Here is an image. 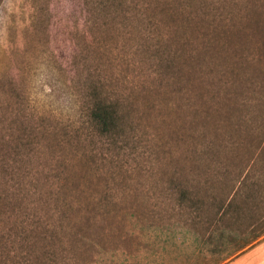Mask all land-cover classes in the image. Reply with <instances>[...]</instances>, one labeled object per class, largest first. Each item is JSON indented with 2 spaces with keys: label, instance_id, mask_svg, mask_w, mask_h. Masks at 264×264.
Returning a JSON list of instances; mask_svg holds the SVG:
<instances>
[{
  "label": "rangeland",
  "instance_id": "1",
  "mask_svg": "<svg viewBox=\"0 0 264 264\" xmlns=\"http://www.w3.org/2000/svg\"><path fill=\"white\" fill-rule=\"evenodd\" d=\"M262 228L264 0H0V264H237L264 233L221 230Z\"/></svg>",
  "mask_w": 264,
  "mask_h": 264
},
{
  "label": "trees",
  "instance_id": "2",
  "mask_svg": "<svg viewBox=\"0 0 264 264\" xmlns=\"http://www.w3.org/2000/svg\"><path fill=\"white\" fill-rule=\"evenodd\" d=\"M115 104L113 102H108L105 98L102 99H96L94 101V103H92L91 105V112L89 113L90 116V120L92 121V123L95 125V127L98 129L99 133L101 134H110V132L114 131L113 129L116 127H118V123L120 121L121 116L119 115V113L117 112L116 108H115ZM194 205H197V203L192 202ZM197 211L199 210V208H196ZM263 230L260 232H254L253 235L245 238V233L242 234H238L236 236H229L230 239H226V237H224V233L228 234V232H224L223 233V229L221 230V234L219 235L222 240L219 243H215L216 241V237L215 234L217 233L215 230L212 232H209L208 230H206L205 232L208 231V234L206 233V236L203 234V232L199 231V230H195L196 234H197V238L203 237V235L209 239V241H211L214 244V251L218 250L220 245L226 243H231L233 244L232 248L227 252V257H230L231 255H233L234 253L240 251L241 249H243L244 247L248 246L249 244H251L253 241H255L260 235H262L264 233V228H262ZM239 236V237H237ZM224 238L226 240H224ZM237 239V240H235ZM228 240V241H227ZM236 242H235V241ZM235 243V244H234ZM228 247V246H226Z\"/></svg>",
  "mask_w": 264,
  "mask_h": 264
},
{
  "label": "crops",
  "instance_id": "3",
  "mask_svg": "<svg viewBox=\"0 0 264 264\" xmlns=\"http://www.w3.org/2000/svg\"><path fill=\"white\" fill-rule=\"evenodd\" d=\"M259 251L260 253H264V240L258 242L256 245H254L250 250L244 252L243 254H241L240 256H238V258L236 259L237 264H242V262L244 264H246V256L250 255L251 253H254L255 251ZM264 258V255L262 257H260V259L256 260V263L258 264H264V262H262V259ZM234 264V263H233Z\"/></svg>",
  "mask_w": 264,
  "mask_h": 264
}]
</instances>
